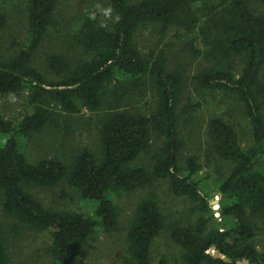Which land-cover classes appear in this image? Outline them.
<instances>
[{
	"label": "trees",
	"instance_id": "16d2710c",
	"mask_svg": "<svg viewBox=\"0 0 264 264\" xmlns=\"http://www.w3.org/2000/svg\"><path fill=\"white\" fill-rule=\"evenodd\" d=\"M63 1L26 0L24 41L0 57V96L26 94L31 108L16 125L0 117V212L10 232L48 233L51 264H77L96 235L119 231L115 197L165 182L197 214L193 223L168 229L181 251L178 264H264V13L252 7L257 0H102L109 23L78 15L64 21ZM8 23L0 11V34ZM147 25L159 41L172 31L185 34L176 42L199 65L190 77L186 62L169 66L165 50L140 52L135 35ZM51 35L60 48L41 56L39 68L36 55ZM186 85L195 94L235 98L251 133L242 148L220 117L205 124L207 154L228 166L224 174L217 170L214 228L207 227L213 212L197 180L201 167L195 157H181L178 107ZM78 126L96 130V152L70 146L67 154L27 158L23 148L32 138L50 132L64 145ZM144 156L147 166L137 165ZM60 184L92 205L90 213L53 210L32 194ZM125 228L122 264H151L152 243L165 229L154 192L137 201ZM6 235L0 222V264L10 261Z\"/></svg>",
	"mask_w": 264,
	"mask_h": 264
},
{
	"label": "rangeland",
	"instance_id": "374dc122",
	"mask_svg": "<svg viewBox=\"0 0 264 264\" xmlns=\"http://www.w3.org/2000/svg\"><path fill=\"white\" fill-rule=\"evenodd\" d=\"M26 0H0V11L9 15L8 27L0 34V57L7 58L18 50V46L23 43L25 37L24 23V2ZM251 4L256 12L264 13V0H257ZM105 10H109L105 1L102 0H65L60 7V18L66 21L75 15L88 19L100 20L101 22H111L112 13L105 15ZM152 25H147L138 29L135 35V42L144 55L151 51L163 49L166 52L170 67L179 66L186 62V76L190 77L199 67L196 59H190L181 48L183 43L177 40L186 41L185 34L170 32L161 41L154 32ZM179 35V39L174 37ZM60 48L56 36L46 37L36 55L35 62L41 68V56L45 53ZM234 72H238L240 66L237 61H232ZM195 106V110L190 113L182 112L185 104ZM31 108L26 94L20 96H0V117L10 121L13 125L19 123L22 118L30 113ZM85 114V113H84ZM86 115V114H85ZM178 117L180 124V136L184 141V149L181 157H195L201 167L197 180L210 201L219 200L217 193V170H227L225 163L213 159L207 154V143L205 137V124L212 117H220L230 124L237 133L239 144L242 148L251 143V133L246 120L242 115V110L235 98L221 92L195 94L188 85L185 86L181 101L178 107ZM69 138H65L64 145L60 144V138L56 140L52 133H44L32 138L24 144V152L31 161L42 154H67L70 146L88 147L96 152L98 143L96 130L84 126L74 128L69 131ZM148 156L142 157L136 162L137 165L147 166ZM154 192L157 197L159 207L164 216L165 229L152 243L150 259L151 264H178L181 251L170 239L168 229L176 223L181 225L191 224L196 220L195 204L186 197H176L169 192L165 182L156 183L153 187L132 194H124L114 198V203L119 209V231L114 234H98L83 250L77 264H122L125 261V227L131 217L132 210L137 201L146 193ZM34 197L45 207L70 212L90 213L93 206L88 205L78 199L75 192L67 188L65 184H60L47 189L32 190ZM213 212V219H208L207 227L214 228L219 221L217 210L213 211V206L209 204ZM0 222L5 225L7 231V250L9 254V264H51L47 255V248L50 245L48 233L23 229L17 233H11V222L6 220L0 212ZM256 245L262 243V237H256ZM214 255V254H213ZM240 264V262L238 263Z\"/></svg>",
	"mask_w": 264,
	"mask_h": 264
},
{
	"label": "water",
	"instance_id": "95a60500",
	"mask_svg": "<svg viewBox=\"0 0 264 264\" xmlns=\"http://www.w3.org/2000/svg\"><path fill=\"white\" fill-rule=\"evenodd\" d=\"M209 204H211L212 206L218 205V200L216 199V200L210 201ZM213 257L217 258L218 257V254L217 253H214ZM240 264H246V262L245 261H242V262H240Z\"/></svg>",
	"mask_w": 264,
	"mask_h": 264
},
{
	"label": "built area",
	"instance_id": "2783aa9c",
	"mask_svg": "<svg viewBox=\"0 0 264 264\" xmlns=\"http://www.w3.org/2000/svg\"><path fill=\"white\" fill-rule=\"evenodd\" d=\"M214 207H216V208L214 209ZM216 210H218V205L213 206V211H216Z\"/></svg>",
	"mask_w": 264,
	"mask_h": 264
},
{
	"label": "clouds",
	"instance_id": "9594fccd",
	"mask_svg": "<svg viewBox=\"0 0 264 264\" xmlns=\"http://www.w3.org/2000/svg\"><path fill=\"white\" fill-rule=\"evenodd\" d=\"M110 9L109 10H105V15H108L110 13Z\"/></svg>",
	"mask_w": 264,
	"mask_h": 264
}]
</instances>
